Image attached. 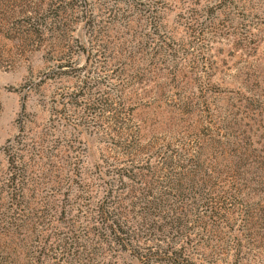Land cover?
I'll return each instance as SVG.
<instances>
[{"label":"rangeland","instance_id":"374dc122","mask_svg":"<svg viewBox=\"0 0 264 264\" xmlns=\"http://www.w3.org/2000/svg\"><path fill=\"white\" fill-rule=\"evenodd\" d=\"M0 264H264V0H0Z\"/></svg>","mask_w":264,"mask_h":264},{"label":"trees","instance_id":"16d2710c","mask_svg":"<svg viewBox=\"0 0 264 264\" xmlns=\"http://www.w3.org/2000/svg\"><path fill=\"white\" fill-rule=\"evenodd\" d=\"M114 89L116 90V88H114ZM102 101H103V99H100L101 109H110V108H107V107H109V105H111L112 103H108L107 101H105V102H102ZM111 109H115V107L112 106ZM129 146H131V145H127L126 147H129ZM120 175L123 176V175H125V173H120ZM117 188H119V186ZM112 191H113V186L111 185L108 188V191L106 192V196H111L112 195ZM103 214H104V216H101V217H103L104 219H106V221L109 222V226L110 227H114L115 226V228H116V227L119 226V224L116 223V219H115V217H114V215L112 213L107 214V211L103 210Z\"/></svg>","mask_w":264,"mask_h":264}]
</instances>
